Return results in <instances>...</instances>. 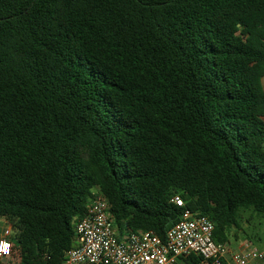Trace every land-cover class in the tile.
Returning <instances> with one entry per match:
<instances>
[{
    "label": "trees",
    "instance_id": "16d2710c",
    "mask_svg": "<svg viewBox=\"0 0 264 264\" xmlns=\"http://www.w3.org/2000/svg\"><path fill=\"white\" fill-rule=\"evenodd\" d=\"M263 78L264 0H0L15 264H62L97 192L162 240L185 209L221 243L242 212L264 219Z\"/></svg>",
    "mask_w": 264,
    "mask_h": 264
},
{
    "label": "built area",
    "instance_id": "2783aa9c",
    "mask_svg": "<svg viewBox=\"0 0 264 264\" xmlns=\"http://www.w3.org/2000/svg\"><path fill=\"white\" fill-rule=\"evenodd\" d=\"M178 207L184 200L173 199ZM214 223L206 216L185 209L182 219L162 240L152 231H130L116 225L105 196L97 192L87 206L86 215L74 223L71 248L62 264H178L190 256L200 258L198 264L264 263V252L250 242L238 249L230 243L213 239ZM13 223L0 235V264H15L19 250ZM7 246V247H5ZM14 253L18 257L14 259Z\"/></svg>",
    "mask_w": 264,
    "mask_h": 264
},
{
    "label": "rangeland",
    "instance_id": "374dc122",
    "mask_svg": "<svg viewBox=\"0 0 264 264\" xmlns=\"http://www.w3.org/2000/svg\"><path fill=\"white\" fill-rule=\"evenodd\" d=\"M260 115L264 117L262 110ZM245 242H250L251 245L264 252V219L259 218L252 211L242 212L240 230L232 232L229 243L231 248L238 249ZM13 257L17 258V253H14Z\"/></svg>",
    "mask_w": 264,
    "mask_h": 264
},
{
    "label": "crops",
    "instance_id": "0c3cea01",
    "mask_svg": "<svg viewBox=\"0 0 264 264\" xmlns=\"http://www.w3.org/2000/svg\"><path fill=\"white\" fill-rule=\"evenodd\" d=\"M262 85L264 87V78L262 79ZM261 110L264 112V107H262ZM261 118L264 119L263 116H261ZM8 222L11 223L10 220L0 217V235L3 233L4 229L7 227ZM256 264H264V263H256Z\"/></svg>",
    "mask_w": 264,
    "mask_h": 264
},
{
    "label": "snow or ice",
    "instance_id": "6c2138e0",
    "mask_svg": "<svg viewBox=\"0 0 264 264\" xmlns=\"http://www.w3.org/2000/svg\"><path fill=\"white\" fill-rule=\"evenodd\" d=\"M5 247H7V246H5Z\"/></svg>",
    "mask_w": 264,
    "mask_h": 264
}]
</instances>
